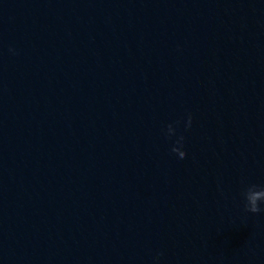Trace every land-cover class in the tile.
Wrapping results in <instances>:
<instances>
[{
	"label": "clouds",
	"instance_id": "1",
	"mask_svg": "<svg viewBox=\"0 0 264 264\" xmlns=\"http://www.w3.org/2000/svg\"><path fill=\"white\" fill-rule=\"evenodd\" d=\"M10 51H14L10 49ZM179 124V121L176 122ZM192 123V116L191 114H188L187 122H186V129L191 127ZM167 132L169 136H172L175 134V128L173 125H168ZM171 133V134H169ZM183 141L184 137L179 136L176 140V145L172 148V152L176 153L179 159L186 158V152L182 150L183 148ZM242 195L245 200V211L253 214L264 212V208H261V204H264V187L257 186L255 184L248 185L242 192ZM162 255V253L157 254V259H159V256Z\"/></svg>",
	"mask_w": 264,
	"mask_h": 264
}]
</instances>
